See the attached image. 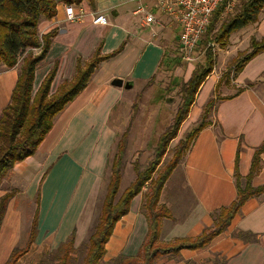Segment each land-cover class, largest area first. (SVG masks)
<instances>
[{
    "label": "crops",
    "instance_id": "obj_1",
    "mask_svg": "<svg viewBox=\"0 0 264 264\" xmlns=\"http://www.w3.org/2000/svg\"><path fill=\"white\" fill-rule=\"evenodd\" d=\"M143 2L150 6L159 23L143 26L142 15L134 13L138 0H98L95 10L86 0L76 8V11L83 10L82 18L68 20L66 4L58 1L56 16L39 24L41 34L57 29V35L46 58L36 69L33 94L55 62H58V69L51 94L64 81L73 80L78 60L83 63L89 61L100 44L102 55L116 51L123 43L124 46L119 53L98 65L84 90L55 117L52 129L36 153L16 163L2 181L0 197L9 189L16 190V194L8 204L0 228V264L7 262L14 248H23L28 244L37 209L36 239L17 264L38 257L37 252L45 250L43 245L49 247V243H55L58 248L74 229L77 230L82 213L69 214V211L83 210L88 196L90 200L95 193L121 130V122L138 93L133 95L132 90L143 89L152 82V78L156 81L153 87L163 80L166 73L160 68L169 67L167 61L168 56L175 52L172 50L174 42L179 49L181 27L157 9L153 0ZM108 11L112 16L107 25L92 22L94 13L105 14ZM252 36L258 39L264 36V9L258 22L230 35L228 45L221 49L225 59L249 50ZM41 64L45 69L39 72ZM18 66L9 69L3 65L4 68H0V115L11 100L20 73L21 65ZM172 72L175 76L170 80L172 85L167 88L166 96L172 94V86L182 75V69L176 68ZM190 75L179 83L188 80ZM263 75L264 52L254 57L230 84L219 88L222 96L233 95L239 87L244 90L216 104L210 114L209 125L196 136L165 182L160 204L167 207L172 217L162 219L160 242L196 237L214 225L216 212L237 197L235 172L238 155L241 183L245 185L254 151L264 141ZM116 78L123 80V86L112 84ZM218 80L219 75L216 76L215 71L207 77L177 137L197 124ZM248 83L252 85L247 86ZM125 84L131 87L125 88ZM162 101L158 105H162ZM261 157L260 171L252 181L254 186L264 184V153ZM25 179L31 180L28 188L32 185L30 190H33L31 195L34 196L35 208L27 238L22 240L25 233L24 210L33 208L24 197ZM144 189L134 197L129 213L116 223L106 244L104 259L111 260L121 254L134 256L140 251L148 231L146 216L139 209ZM38 192L40 197L37 201ZM17 194H21L29 204L22 203L24 200L21 202ZM239 231L248 232L256 239L245 240L237 235ZM46 235L48 238L44 239ZM216 257L222 259L221 264H264V193L248 199L228 229L216 236L207 247L182 249L177 254L161 257L156 264H216Z\"/></svg>",
    "mask_w": 264,
    "mask_h": 264
},
{
    "label": "trees",
    "instance_id": "obj_2",
    "mask_svg": "<svg viewBox=\"0 0 264 264\" xmlns=\"http://www.w3.org/2000/svg\"><path fill=\"white\" fill-rule=\"evenodd\" d=\"M60 1L65 4L81 5L84 0ZM87 1L93 10L97 8L98 0ZM229 1L225 0L220 4L212 16L205 36L199 44L204 51L205 60L197 62L188 80L182 82V102L177 108L172 123L157 142L154 160L150 161L142 170L135 164V179L119 195L128 129L122 134L117 145V157L111 165L110 180L102 204L100 221L89 237V246L83 264H101L106 254V244L113 234L116 223L129 213L134 197L142 192L147 183L151 185V190L144 203L148 231L140 253L136 256L121 254L114 259V264H155L161 257L177 254L182 249L205 248L216 236L228 229L233 218L248 199L264 193V184L254 186L252 183L261 168V155L264 153L263 141L254 151L245 185L241 183L239 155L237 156L235 172L237 197L230 205L223 206L216 212V220L212 227L205 229L196 237L176 238L174 241L160 242L162 219L172 217L167 207L160 204V196L165 182L196 136L209 125V117L216 104L221 100L233 98L244 90L239 87L233 95L221 96L219 88L222 82L230 83L254 57L264 52V36L261 39L252 36L249 50L240 52L219 78L214 94L206 103L199 121L186 134L185 138L180 140L173 160L154 179L153 175L166 154L168 145L177 137L201 86L215 68L216 54L210 43L212 44L214 41L221 48H225L229 43L230 35L249 24L258 22L259 15L264 9V0H240L236 11L225 15ZM57 3L58 0H0V65L11 69L16 67L20 57L22 58L19 77L11 100L0 115V186L16 163L36 153L39 145L52 129L55 117L84 90L98 65L119 53L124 46L123 43L116 51L102 55L100 44L89 61L83 63L81 59L78 60L73 80L64 81L59 89L51 94V85L58 69V62H55L39 89L33 94L36 69L46 58L53 38L57 35V29L40 34L39 24L42 20H51L56 16ZM34 48L40 51L34 54L32 52ZM154 79L152 78L151 81ZM251 85L252 83L247 84V86ZM39 192L37 201L40 197ZM15 194L16 190L12 189L0 197V228L8 204ZM38 215L37 209L28 244L23 248H14L5 264H17L19 259L28 252L38 233ZM76 233L77 230L74 229L70 237L57 248L59 264H70L72 252L75 249ZM237 235L245 240L256 239L252 234L244 231H239ZM141 253H143V261H140ZM39 264H44V262L41 261Z\"/></svg>",
    "mask_w": 264,
    "mask_h": 264
},
{
    "label": "rangeland",
    "instance_id": "obj_3",
    "mask_svg": "<svg viewBox=\"0 0 264 264\" xmlns=\"http://www.w3.org/2000/svg\"><path fill=\"white\" fill-rule=\"evenodd\" d=\"M58 1L62 2L60 0ZM239 3H240V0H230L226 6L225 15L236 11V7L239 5ZM76 6H81V5H76ZM105 14L107 15L108 19H111L112 15L110 11L106 12ZM39 33L41 34L40 29H39ZM176 44L177 42H174L173 45L175 46H173L174 48H172L173 52L175 51L174 54H172L171 56H168L170 58V59L168 58L169 61H167L169 63V67L166 68L165 66V68H160V70L166 73L161 83L160 84L157 83L158 86L153 87L152 85L155 84L156 82L154 80L151 83H149L146 87L144 86L143 89L132 90L131 93L133 95H134V92H138V93L135 94V100L133 104L131 105L126 118H124L123 121L121 122V126H120L121 130L118 133L117 140L116 142H114V146L112 148V151L110 152L108 164L104 172V175L100 183L96 187L95 193L91 196L90 200L88 196V199H87L88 202L86 203L84 209L82 210L81 208V210L80 209L70 210L67 207V205H65L68 211L70 210L69 214L71 213L81 214L82 213L81 218L77 225L75 249L72 252V259L70 261V264H83L85 261V256L87 254V250L89 246V237L95 231L96 226L98 225L100 221L102 204H103V200L106 195V192H107V185L110 180L111 165L115 157H117V154H118L117 145H118V142L122 134L128 129L127 147H126L125 155L123 157L122 183H121L119 195L135 179L136 177V173L134 169L135 164H137L139 168L142 170L146 167V165L150 161L154 160L155 149H156L155 147L157 145V142L160 136L166 131L167 127L172 123V119L174 117V116L172 117L173 112L176 110V108L179 107V105L182 102V92H181L182 83L181 84L179 83L180 80L186 77L187 75L188 76L190 75V70L192 69V67L194 69L197 62H200V61L202 62L205 60L204 51L201 49V47H199L198 52H197L196 62H194L193 64L185 63L179 57V53H178L179 49ZM210 45L214 47V53L216 54V65L213 71H215V75L216 76L219 75V78H220L222 74L226 71V69L230 66V64L232 63L235 57L225 59L224 53L221 50L222 48L217 43L213 41L212 44L210 43ZM32 50L34 54H37L40 51L37 48H34ZM21 64H22V58L20 57L18 65L20 66ZM42 65L43 64H41V66L38 68L39 72L40 70L45 69V66H42ZM0 66H1L0 67L1 69L4 68L2 64ZM180 67L182 69V75L180 74V78H177L175 84H173L172 89L174 88V90L173 92H171L172 94H169L168 96H166L167 88L172 85L170 83V80L171 78L174 79L173 76H175L174 74H172L174 73L172 71H175L176 68H180ZM187 67H188V70H187ZM262 78L264 79V75L262 76ZM230 83L222 82L220 88ZM261 84H263V82ZM161 86H164L166 88L163 89ZM147 88L148 90H146ZM144 90L146 91L144 92ZM133 95H132V100H133ZM203 95H204V92H203ZM161 101L163 104L158 105ZM187 133L188 132L184 133L182 136L177 137L176 139L174 138L170 142V144L168 145L166 154L162 158L160 165L157 167L153 175L154 179L157 178V176H159V174L173 160L180 140L185 138ZM7 178H8L7 180H9V177ZM30 182H31L30 179H25V181L23 182V184L26 185L24 197H26L29 200V202H31L33 208H28L24 210L23 228H24L25 233L22 237V240L27 238V235L31 227L32 217H33L34 208H35L34 196L31 195L33 190H30L32 188V185L28 188V183ZM10 190L12 189H9V191ZM150 190H151V185L150 183H147L145 186L144 192H143L142 199L141 200L139 199L140 213L145 214V215H146V210L144 208V203H145L146 196L149 194ZM17 196L19 200L21 199V202L22 200H24L22 199L21 194L19 195L17 194ZM70 197L71 195L69 196L68 199H70ZM22 203L29 204L25 200ZM136 203H135V207H136ZM79 205H81V203ZM43 238L45 239L48 237L46 235V236H43ZM48 246L49 247L43 245V248L45 250L41 252L36 251L38 253V257L36 258L33 257L29 261L25 260L21 264H29V263L39 264L41 261H43L44 264H59L58 254L56 252L57 244L49 243ZM139 253L140 251L138 252V254ZM217 258L219 257H216V261H217L216 264H221L222 259L221 258L217 259ZM114 259L108 260L105 258L102 260L101 264H114ZM140 261H143V253H141Z\"/></svg>",
    "mask_w": 264,
    "mask_h": 264
},
{
    "label": "built area",
    "instance_id": "obj_4",
    "mask_svg": "<svg viewBox=\"0 0 264 264\" xmlns=\"http://www.w3.org/2000/svg\"><path fill=\"white\" fill-rule=\"evenodd\" d=\"M225 0H153V5L166 14L172 21L181 27L179 34V57L188 64L197 59L200 42L211 22L215 10ZM77 6L66 4L67 19L78 20L83 17V10L76 11ZM135 14L142 15L143 26L159 23L150 6L138 0ZM92 22L98 25H107L108 17L103 13H94Z\"/></svg>",
    "mask_w": 264,
    "mask_h": 264
},
{
    "label": "water",
    "instance_id": "obj_5",
    "mask_svg": "<svg viewBox=\"0 0 264 264\" xmlns=\"http://www.w3.org/2000/svg\"><path fill=\"white\" fill-rule=\"evenodd\" d=\"M112 84H113V85H117V86H123V80H122V79H119V78H116V79H114V80L112 81ZM124 87H125V88H130L131 85H129V84H125Z\"/></svg>",
    "mask_w": 264,
    "mask_h": 264
}]
</instances>
